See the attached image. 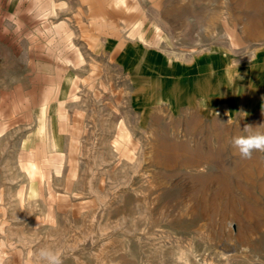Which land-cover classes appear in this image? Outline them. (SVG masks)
<instances>
[{"label": "rangeland", "instance_id": "rangeland-1", "mask_svg": "<svg viewBox=\"0 0 264 264\" xmlns=\"http://www.w3.org/2000/svg\"><path fill=\"white\" fill-rule=\"evenodd\" d=\"M245 125L264 0H0V264H264Z\"/></svg>", "mask_w": 264, "mask_h": 264}, {"label": "clouds", "instance_id": "clouds-1", "mask_svg": "<svg viewBox=\"0 0 264 264\" xmlns=\"http://www.w3.org/2000/svg\"><path fill=\"white\" fill-rule=\"evenodd\" d=\"M264 128V125L257 126ZM253 127L245 125L244 131L247 133L243 136L233 137L232 145L238 149L242 159H251L254 152H264V131H250ZM39 220V218L37 217ZM39 258L46 264H62L61 255L50 249H41Z\"/></svg>", "mask_w": 264, "mask_h": 264}, {"label": "crops", "instance_id": "crops-1", "mask_svg": "<svg viewBox=\"0 0 264 264\" xmlns=\"http://www.w3.org/2000/svg\"><path fill=\"white\" fill-rule=\"evenodd\" d=\"M120 42H121V40H119V41H113L114 44H118Z\"/></svg>", "mask_w": 264, "mask_h": 264}]
</instances>
